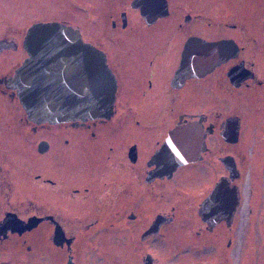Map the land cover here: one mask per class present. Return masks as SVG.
Masks as SVG:
<instances>
[{
  "label": "flooded vegetation",
  "instance_id": "1",
  "mask_svg": "<svg viewBox=\"0 0 264 264\" xmlns=\"http://www.w3.org/2000/svg\"><path fill=\"white\" fill-rule=\"evenodd\" d=\"M80 9L74 26L41 22L73 27L102 55L115 83L111 112L37 125L23 111L27 131L11 142L43 168L24 186L44 198L32 192L17 207L1 167L0 264H161L156 243L174 246L177 264H264V43L195 30L180 39L175 0H85ZM192 38L228 46L221 60L181 74ZM14 41L0 35L1 103L7 94L19 104L5 81L16 69L1 71ZM181 128L177 147L187 140L189 159L167 176L155 156Z\"/></svg>",
  "mask_w": 264,
  "mask_h": 264
},
{
  "label": "water",
  "instance_id": "2",
  "mask_svg": "<svg viewBox=\"0 0 264 264\" xmlns=\"http://www.w3.org/2000/svg\"><path fill=\"white\" fill-rule=\"evenodd\" d=\"M226 45L197 38L188 40L179 73H193L206 63L221 60L220 51L224 54ZM21 46L26 58L5 81L9 89L16 91L29 121L57 125L108 117L114 101L113 77L102 55L83 42L76 29L57 22L34 23L27 29ZM185 135L187 128L171 131L156 153L163 174L168 176L189 159L187 140L183 141V151L176 143L177 137L183 139Z\"/></svg>",
  "mask_w": 264,
  "mask_h": 264
},
{
  "label": "rangeland",
  "instance_id": "3",
  "mask_svg": "<svg viewBox=\"0 0 264 264\" xmlns=\"http://www.w3.org/2000/svg\"><path fill=\"white\" fill-rule=\"evenodd\" d=\"M5 1L10 5L0 2V16H5L0 17V35L13 36L17 48L16 50L10 48L2 54V74L16 69L26 58V54L21 49V43L29 26L53 19L65 20L74 26L78 21L76 17L80 15L81 4L85 3V0ZM61 8L64 11H59ZM175 15L179 16L175 24H180V39L184 31L195 30L196 34L199 33L209 38L226 36L239 40L242 35L243 37L248 36L250 40L253 36L260 44L264 43V0H175ZM186 15L190 16V19L184 22L183 17ZM218 15H226L229 18L223 19ZM199 24L203 25V29L196 32ZM262 51L264 53V48ZM257 62H264V58L259 57ZM4 95L1 99L2 103L0 101V169L2 167L4 177L11 180V183H6L5 192L12 195L11 201L15 202L17 207L26 206L27 203L24 202L32 196V192L35 198L42 202L44 195L42 191L39 192L40 188L35 185L24 186V184H26L25 181H33L35 174L44 175L43 168L35 167L32 161L27 162L31 156L29 146L16 145L11 142L15 136L18 138V133L22 134L27 131L23 110L16 100L13 101L7 98V94ZM198 107L200 106L194 102L189 104L192 111H197L193 109ZM39 169L42 170L38 172ZM162 244H153L149 249L159 258L161 264H177L175 247L165 248ZM258 257L260 261L264 260V247L260 248Z\"/></svg>",
  "mask_w": 264,
  "mask_h": 264
}]
</instances>
